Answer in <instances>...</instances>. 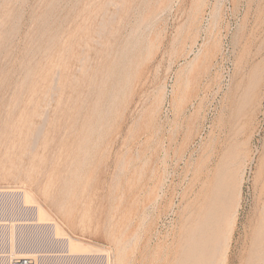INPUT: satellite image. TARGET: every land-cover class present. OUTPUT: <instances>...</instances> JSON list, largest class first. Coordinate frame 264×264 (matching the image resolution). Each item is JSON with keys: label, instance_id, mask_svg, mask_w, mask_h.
Listing matches in <instances>:
<instances>
[{"label": "rangeland", "instance_id": "obj_1", "mask_svg": "<svg viewBox=\"0 0 264 264\" xmlns=\"http://www.w3.org/2000/svg\"><path fill=\"white\" fill-rule=\"evenodd\" d=\"M6 189L102 264H264V0H0ZM20 200L0 264L61 249Z\"/></svg>", "mask_w": 264, "mask_h": 264}, {"label": "bare ground", "instance_id": "obj_2", "mask_svg": "<svg viewBox=\"0 0 264 264\" xmlns=\"http://www.w3.org/2000/svg\"><path fill=\"white\" fill-rule=\"evenodd\" d=\"M46 106V105H45ZM47 113V112H46ZM46 118V117H45ZM43 121V120H42ZM19 123V122H18ZM43 129V128H42ZM38 130H36V133H37ZM39 132V131H38ZM18 134V133H17ZM38 134V133H37ZM12 135V134H11ZM36 136V135H35ZM39 136V135H38ZM37 137V136H36ZM35 137V138H36ZM34 141V140H33ZM37 141V139H36ZM36 143V142H35ZM33 145V143H32ZM31 145V146H32ZM35 146V145H34ZM33 148V146H32ZM32 151V150H31ZM19 167V166H18ZM17 169V168H16ZM11 175V174H10ZM30 177V175H29ZM214 180V179H213ZM213 184V183H212ZM211 184V185H212ZM208 184H206L207 186ZM214 185V184H213ZM208 187V186H207ZM199 192V191H198ZM2 193H7V194H14L16 196H19L21 197V200H22V203L24 205V207L26 208H30L32 209L34 212V216L33 217L35 220H32L33 223H30L29 225H42V226H45V228L49 229V233H51V235L54 236V238L57 240L56 242L59 243V246L61 247V249L57 250L56 252L52 251V253H47V254H40L34 250H22L21 252H19L18 254L15 253H12V257H14L13 261L11 262V264H20V261L22 259H28L30 260V264H39V261H41L42 257H56V258H67L69 259V256H75V257H78V258H83L84 255H87V256H90V255H94L95 253H99L101 252L100 250H96V249H93L92 247H87V246H84L81 242L75 240V239H72L68 236H66L65 234V231L55 222H53V220L51 219L50 215L48 214V212L39 204H37V206L35 205L34 206V203H37L35 201V199L33 198V196L27 192V191H18V190H0V194ZM200 193V192H199ZM209 193V192H208ZM211 193V192H210ZM209 193V194H210ZM200 195V194H199ZM206 195V193H205ZM213 195V194H212ZM12 196V195H11ZM207 196H205L204 198H206ZM209 198V197H208ZM20 200V201H21ZM209 200V199H208ZM207 200V201H208ZM200 201V200H199ZM203 202V201H202ZM233 202V201H232ZM238 202V201H237ZM200 204V202H198ZM205 203V202H204ZM33 204V205H32ZM207 204V203H205ZM209 204V203H208ZM233 204V203H232ZM199 206V205H198ZM204 206V205H203ZM206 206V205H205ZM205 206L203 207L204 209H207L205 208ZM233 206V205H232ZM198 209V208H197ZM202 209V208H201ZM195 211V210H194ZM206 211V210H205ZM198 212V214L200 213V211H196ZM205 213V212H204ZM197 215V214H195ZM204 215V214H203ZM218 215V214H217ZM200 216V215H199ZM198 217V216H197ZM205 217V216H204ZM191 218V217H190ZM203 218V216H202ZM200 218V219H202ZM206 218V217H205ZM198 219V218H196ZM219 219V218H218ZM28 220V219H27ZM190 220V219H189ZM199 220V219H198ZM203 220V219H202ZM194 221V219L192 220ZM197 221V220H196ZM205 221V220H204ZM209 220H207L208 222ZM191 221H189L188 223H190ZM202 222V221H201ZM37 223V224H36ZM195 223V222H193ZM197 223V222H196ZM198 223H200V221H198ZM203 223V222H202ZM0 225H3L0 223ZM191 226H193L191 224ZM198 226V224H197ZM202 227V225H201ZM192 228V227H191ZM190 228V229H191ZM199 228H200V225H199ZM185 229V226L183 228V230ZM189 229V230H190ZM188 230V231H189ZM198 230V228H197ZM200 231V229H199ZM202 231V230H201ZM183 234V233H182ZM186 234V233H185ZM198 234V232L196 233ZM187 235V234H186ZM186 235H184V237H187ZM52 236V237H53ZM194 236V235H193ZM192 236V238H193ZM197 236V235H196ZM195 236V237H196ZM181 237H183L181 235ZM216 237V236H215ZM191 238V239H192ZM183 239V238H182ZM197 241V240H196ZM182 242V240L180 241ZM179 242V243H180ZM184 243V242H183ZM220 243V242H219ZM219 243L217 245H219ZM223 243V242H221ZM121 244V243H120ZM182 245V243H181ZM225 245V243H224ZM32 247V246H31ZM123 247V246H122ZM180 249V247H178ZM25 249V248H24ZM28 249V248H27ZM33 249V248H32ZM210 249H211V246H210ZM218 249V248H217ZM121 252V251H120ZM181 252V250L179 251ZM187 252V251H186ZM209 252V251H208ZM216 253V252H215ZM225 253V251H224ZM223 253V255H224ZM44 255V256H43ZM184 255L181 253V256ZM218 255V254H217ZM222 255V258H224V256ZM11 255L9 254L8 257H10ZM180 256V255H179ZM220 256V255H219ZM107 257V256H106ZM11 258V257H10ZM222 258L220 259V261L224 262V260H222ZM180 259V258H179ZM60 261V260H59ZM216 261V260H215ZM181 263V262H180ZM210 263V262H209ZM220 263V262H219ZM261 263H264V259L261 261ZM177 264V263H176Z\"/></svg>", "mask_w": 264, "mask_h": 264}, {"label": "built area", "instance_id": "obj_3", "mask_svg": "<svg viewBox=\"0 0 264 264\" xmlns=\"http://www.w3.org/2000/svg\"><path fill=\"white\" fill-rule=\"evenodd\" d=\"M4 256V255H2ZM0 256V260L4 261L6 257ZM44 256V255H43ZM102 255H84L83 258H78L75 256H69V259L67 258H60L59 260L54 259V257H42L40 264H102L101 257ZM95 257V258H94ZM104 257V256H103ZM30 260L28 259H22L20 261V264H30Z\"/></svg>", "mask_w": 264, "mask_h": 264}]
</instances>
